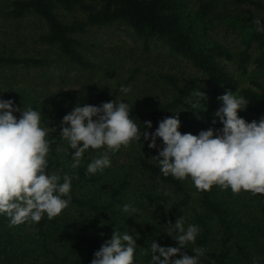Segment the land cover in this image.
I'll return each instance as SVG.
<instances>
[{
	"label": "trees",
	"instance_id": "16d2710c",
	"mask_svg": "<svg viewBox=\"0 0 264 264\" xmlns=\"http://www.w3.org/2000/svg\"><path fill=\"white\" fill-rule=\"evenodd\" d=\"M229 1L251 5L261 12L229 20L218 9L221 0H200L192 10L188 9L187 0H13L7 14L14 19L27 14L40 18L46 26L40 40L58 46L69 62L82 69L93 64L82 55L83 44L74 34L83 32L87 26L123 22L136 37L146 43L150 39L165 42L172 53L190 61L209 80L239 93L249 102L247 108L252 114L260 118L264 115V82L252 81V86L240 87L223 61H235L246 73L254 44L260 51L255 63L264 69V33L257 32L253 23L254 18L264 22V0ZM59 9L79 10L85 18L66 23L59 19ZM223 23L227 28H238L242 37L245 48L237 56L210 36ZM47 63V59L0 54V65L10 67H42ZM162 78L175 90L171 98L161 104L133 109L131 118L141 127L143 121H152L149 129L152 132L160 120L174 115L172 111H180L179 130L191 132L196 126L190 124L184 128L187 123L183 118L192 113L209 117L189 100L199 88L198 79L178 85L172 76ZM2 96L13 99L21 108L33 105L32 101L27 103L16 96ZM113 99L116 100L115 95L102 97L98 105ZM60 113L51 114L45 103L41 126L50 133L46 137L51 142L49 170L74 177L71 202L57 217L49 220L44 215L38 223L28 221L9 227V219L0 216V264H90L94 252L111 237L114 229H129V234L135 236L133 228L140 233L135 264H148L150 255L144 253L150 251L152 240L162 246L176 245L164 231L171 228L169 221L174 223L182 215L186 226L196 224L201 229L196 243L183 250L192 255L191 248H203L205 255L200 258V264H264V194L253 195L243 190L236 194L230 187L222 189L217 185L198 191L190 178L182 181L171 175L163 176L154 156L157 150L137 141L126 147L123 159L116 158L119 151L110 153V168L86 175L87 164L104 150L89 149L79 168L72 169L74 150L68 151L66 142L59 136L62 110ZM14 115L19 117L20 113ZM157 143L161 141L158 139ZM126 203L137 210L134 217L121 211Z\"/></svg>",
	"mask_w": 264,
	"mask_h": 264
},
{
	"label": "clouds",
	"instance_id": "9594fccd",
	"mask_svg": "<svg viewBox=\"0 0 264 264\" xmlns=\"http://www.w3.org/2000/svg\"><path fill=\"white\" fill-rule=\"evenodd\" d=\"M256 31L264 33V22L254 18ZM127 96L130 87L121 86ZM195 105L207 100L206 93H195ZM219 108L214 112L212 125L198 134L182 133L179 112L166 116L150 132L152 121L139 126L131 118L130 102L125 99L102 102L100 105L77 103L60 121L59 136L71 151L72 169L79 168L84 153L100 150L87 164L86 175H95L112 166L111 154L133 141L147 143L156 149L154 155L163 176L178 180L191 179L198 191L210 190L213 185L231 188L233 193L250 191L264 194V115L248 122L239 115L248 106L244 97L227 90L217 97ZM14 113H20L19 117ZM41 110L19 107L13 99L0 95V216L9 219V227L25 222L38 223L44 215L49 220L57 217L71 202L73 176L49 170V131L41 126ZM218 118V119H217ZM55 130V129H54ZM158 139L161 141L157 143ZM167 210V209H166ZM121 211L134 217L136 209L124 204ZM166 232L175 246H162L152 240L148 264H200L205 250L191 248L192 255L183 251L196 243L200 227L185 223L180 216ZM104 223L101 222V225ZM128 230L114 231L105 240L90 264H135L138 253L137 238Z\"/></svg>",
	"mask_w": 264,
	"mask_h": 264
},
{
	"label": "rangeland",
	"instance_id": "374dc122",
	"mask_svg": "<svg viewBox=\"0 0 264 264\" xmlns=\"http://www.w3.org/2000/svg\"><path fill=\"white\" fill-rule=\"evenodd\" d=\"M13 0H0V54L13 55L18 58L28 57L47 59L48 63L42 67L24 68L20 66L0 65V95L16 96L17 99L33 102L34 107L45 113V103L49 105L51 114L60 113L62 116L70 112L79 102L98 105L102 97L115 95L116 101L125 99L130 102L132 109L147 108L169 100L175 92L174 88L162 76H172L178 85L196 78L200 91L206 93L208 99L203 104L196 105L209 114L203 118L192 113L182 119L187 125L196 126L191 131L198 134L212 125L214 112L219 108L217 97L227 90L195 68L190 61L170 51L162 41L150 39L146 43L134 35L123 22H114L103 26H87L83 32L75 33L83 44L80 51L93 67L82 69L64 57L58 46L48 45L40 40L41 34L46 31L44 22L31 14L14 19L7 13ZM90 2V0H84ZM200 0H187L188 9L192 10ZM217 1V0H216ZM220 12L227 14L228 19L257 15L251 5H236L229 0H221L218 4ZM60 20L71 23L74 20H83L85 15L79 10L66 12L57 11ZM220 24L211 31V38L222 43L234 56L245 48L241 42L238 28H227ZM251 62L248 70L243 73L235 61H223L227 70L239 81L240 87L252 86V81L264 82V69L256 65L255 59L260 51L251 47ZM236 60V57H235ZM121 86L130 87L131 92L125 96L121 93ZM195 91L191 98L194 104ZM240 97L239 93L234 92ZM195 105V104H194ZM61 114V113H60ZM248 122L259 120L246 108L239 112ZM218 119V118H217ZM126 147H121L116 158L125 157ZM123 159V158H122Z\"/></svg>",
	"mask_w": 264,
	"mask_h": 264
}]
</instances>
